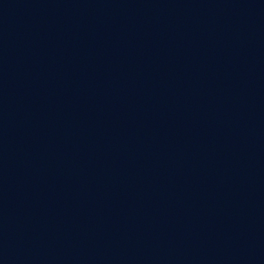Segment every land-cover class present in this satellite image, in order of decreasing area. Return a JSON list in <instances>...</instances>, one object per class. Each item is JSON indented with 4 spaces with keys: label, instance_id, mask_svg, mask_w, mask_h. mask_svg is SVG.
<instances>
[{
    "label": "water",
    "instance_id": "95a60500",
    "mask_svg": "<svg viewBox=\"0 0 264 264\" xmlns=\"http://www.w3.org/2000/svg\"><path fill=\"white\" fill-rule=\"evenodd\" d=\"M0 264H264V0H0Z\"/></svg>",
    "mask_w": 264,
    "mask_h": 264
}]
</instances>
